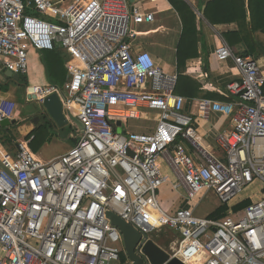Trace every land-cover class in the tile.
<instances>
[{
	"label": "built area",
	"instance_id": "2783aa9c",
	"mask_svg": "<svg viewBox=\"0 0 264 264\" xmlns=\"http://www.w3.org/2000/svg\"><path fill=\"white\" fill-rule=\"evenodd\" d=\"M146 3L0 0V69L23 78L29 49L65 53L64 86H26L23 100L41 105L56 94L82 127L74 146L52 160L32 153L27 140L0 157V264H130L107 213L142 235L134 253L143 264H151L146 242L162 227L179 249L198 247L187 262L165 250L184 264H264V76L252 58L224 42L216 48V60L231 59L239 73L220 90L225 102L198 104L201 119L215 113L229 121L214 135L218 155L185 112L178 76L138 46V28L155 21ZM16 113L14 102L0 100V124ZM160 162L185 207L158 203L166 183ZM256 185L259 196L242 198ZM208 194L218 206L197 216ZM220 208L222 216L211 218Z\"/></svg>",
	"mask_w": 264,
	"mask_h": 264
},
{
	"label": "crops",
	"instance_id": "0c3cea01",
	"mask_svg": "<svg viewBox=\"0 0 264 264\" xmlns=\"http://www.w3.org/2000/svg\"><path fill=\"white\" fill-rule=\"evenodd\" d=\"M203 1L204 0H189V2H187L186 0H183V2L191 8L195 17L198 18V16H200V19L198 18L199 20H197V18L195 19V45L190 51L187 52V54L184 53L183 66L178 65L177 59L178 46L183 26L179 14L174 10L168 0H148V3L144 4L145 9L154 13L155 21L149 26H142L143 29L140 31V33H143V35L138 40V46L140 49L150 52L156 64L166 72H169L170 74H176L180 77H185L187 81L190 82L193 90L188 91L187 95L182 94V97L186 100L185 112L194 117V127L198 133L204 138L207 145L211 149L215 150L218 155H220V150L214 142V135L228 130L229 121L215 113L210 114L207 120L201 119L199 117L198 104L201 100L225 102L226 99L223 97V95H221L220 90H223L228 83L237 81L239 79V73L231 59H228L225 62H218L215 58L216 48L222 42L226 43L222 36L223 33L237 31L238 27L236 24L218 26L209 24L203 16ZM197 5H202V10L200 13L196 8ZM172 24L174 26V30L171 28ZM177 25L180 28V33L177 30ZM175 33H177L179 38L177 39L175 47H173L172 50L174 55V64L172 65L167 62V58H165L162 55V52H160L164 44H161L159 36L168 34L170 37H172ZM253 40L256 50V55L253 57V60L256 61L260 68L261 74L264 76V34L261 32L254 33ZM152 42L158 45V53L150 50V46L154 45ZM231 49L237 55H241L244 50L242 45H238ZM164 55L167 56V54ZM47 57H49V59H47ZM28 59V71L23 78H19L18 82L14 79L5 77V73L7 71L0 69V85L2 88L6 86L5 91L0 89V100L14 102L17 106L16 121L11 123L8 122V124L3 126L0 124V130H2V128L8 129V133H10L9 136L12 140V144L9 146H12L15 149L16 141H33V131L39 124H42L44 120L43 117L40 119L37 125H34L33 119L34 117L38 116V113L27 117L22 116V113L19 111V104L20 102L24 101L22 95L24 88L26 86H55L61 88L66 83L67 78V74L64 73V64L68 58L62 51L42 52L29 49ZM48 61V66H50L51 73L49 71V67L47 66ZM62 77H65V81L60 84L62 82V80L60 81ZM21 83L22 88L20 89L19 86ZM178 91L180 92L179 89ZM179 95L181 96V94ZM66 117L68 119L69 127L75 126V124L69 121V116L66 115ZM52 127L49 130L50 132L53 130L52 132L54 135L49 142H45L40 148H38L36 153L32 152V150L29 148L30 151L36 154L39 158V151L42 147L49 146L54 140L61 138V132H59V129L61 128H57L55 125H52ZM2 135L3 134H0V137H2ZM73 139L72 133L67 135L66 140L71 143V147L66 149L61 155L68 152L74 146L75 139ZM4 152V149L0 146V157L5 155ZM52 159H44V161H49ZM175 193L179 198H181V204L177 207V209L180 207H185L186 204L184 202L182 192ZM165 209H168L169 211L172 210L171 206H167ZM172 248L178 249V245L171 246L170 251H172ZM177 249L173 251V253H175Z\"/></svg>",
	"mask_w": 264,
	"mask_h": 264
},
{
	"label": "trees",
	"instance_id": "16d2710c",
	"mask_svg": "<svg viewBox=\"0 0 264 264\" xmlns=\"http://www.w3.org/2000/svg\"><path fill=\"white\" fill-rule=\"evenodd\" d=\"M168 1L172 5L174 10L179 14L183 26L177 54L178 65L183 66L184 53L187 54V52L190 51L195 45L196 17L194 16L191 8L186 3H184L183 0ZM202 4L204 6L203 16L209 24L213 26L230 24L237 25L238 30L234 32L223 33V39L230 48L242 45L244 50L240 56L250 57L253 59V57H255L256 55L253 34L256 32H261L264 34V0H207L203 1ZM49 57H47V59H49ZM48 65L49 61L47 62V66ZM48 67L50 71V66ZM64 73H66L65 69ZM61 80L62 82L60 84L65 81V77H62L60 81ZM0 89L5 91L6 86L2 88V86L0 85ZM178 89L180 90V92L178 91ZM191 90H193V87L191 86L190 82H188L185 77L178 76L176 93L181 94L182 96V94L187 95V92ZM69 121L72 122L70 118ZM52 125H54L52 121L44 118L42 124H39L35 128V130L33 131L34 139L29 143V148L32 150V152L36 153L38 148H40L45 142L50 141V139L54 135L52 132L53 130L51 132L49 130L51 129ZM75 126L70 128L77 134L78 129ZM0 132H2L0 134H3L2 137H0L1 145H11L12 140L9 136L10 133H8V129L2 128ZM73 134L74 133H72V135ZM248 204L249 202L243 203L238 209H241ZM224 211V208L218 209L211 215V218L221 217V213H223ZM176 249L172 248L171 250L173 252Z\"/></svg>",
	"mask_w": 264,
	"mask_h": 264
},
{
	"label": "rangeland",
	"instance_id": "374dc122",
	"mask_svg": "<svg viewBox=\"0 0 264 264\" xmlns=\"http://www.w3.org/2000/svg\"><path fill=\"white\" fill-rule=\"evenodd\" d=\"M84 2L86 0H83ZM187 2H189V0H186ZM198 12L200 13V11L202 10V5H197L196 6ZM197 16V15H196ZM197 18V17H196ZM198 18L200 19V16H198ZM197 18V20H199ZM171 28H173L174 30V26L172 24ZM177 30L180 33V28L177 25ZM143 29V27L138 28V31L140 32ZM168 38H165V37ZM180 36V34H179ZM160 40H161V44L163 43V47L161 48L162 55L167 58V62L170 64H174V55L172 53L173 47H175L176 41L179 38L177 36V33H175L172 37H170L168 34L167 35H162L159 36ZM151 42V41H150ZM154 44V42H152ZM166 43V45H165ZM150 50H153V52L158 53L159 49H158V45L154 44L153 46H150ZM164 54H167V56H165ZM28 63H29V59H28ZM28 71V69H27ZM18 87V85H17ZM19 88H22V83L19 86ZM24 102V101H23ZM20 102L19 104V111L22 113L23 117H27L30 116L32 114H35L38 112L39 110V105L35 102L33 103H23ZM148 123L139 121V122H135V121H130L129 122V126L131 127H142L147 125ZM59 132H61V138L56 139L53 141V143H51V145L46 146V147H42L39 151V156L41 159H52L56 156L61 155L62 153H64V151L66 149H68L69 147H71V143L66 140V137L68 134L74 133L76 134L75 131H73L70 127L69 124L66 125L65 127L59 129ZM12 134V133H11ZM13 137V136H12ZM14 139V138H13ZM4 151L9 155V156H14L16 153V149L13 148L12 146H2L0 145ZM160 167L161 170L163 172V175L166 179V183L160 187V189L157 192V200L158 203L160 204V206L162 208H166L167 206H171L172 210L174 211L177 209V207L181 204V198L178 197V195L172 190L171 187V182L172 181V174L168 168V166L166 165V163L164 162H160ZM259 188V185H256L254 188L251 189V191H245L242 195V198H247V197H251L253 199V194H255L256 196H259V194L256 192ZM174 205V207H173ZM218 206V201L217 199L212 195V194H208L206 195V197L201 201V204L199 206V208L196 211V215L203 217L206 216L210 213H212L216 207ZM172 231H170L167 228L162 227V231L156 235H152L153 241L154 243L161 247L163 250H166L169 252L171 246H175L177 245L176 242H173L174 240H176V235H173ZM155 238V239H154ZM173 242V243H172Z\"/></svg>",
	"mask_w": 264,
	"mask_h": 264
},
{
	"label": "water",
	"instance_id": "95a60500",
	"mask_svg": "<svg viewBox=\"0 0 264 264\" xmlns=\"http://www.w3.org/2000/svg\"><path fill=\"white\" fill-rule=\"evenodd\" d=\"M207 1V0H204ZM5 77L19 81V76L6 72ZM38 116L34 117L33 124L37 125L41 118H46L52 121L57 128H63L68 124V119L63 110L62 104L56 94H51L43 100L39 105ZM70 120L77 126L79 130L82 129L80 123L72 117ZM8 122L4 121L1 125H6ZM120 126V123L117 124ZM107 218L110 224L115 227L122 235L123 248L126 257L130 264H143V261L138 258L134 251L141 240L142 235L133 227L123 222L120 218L112 213H107ZM144 254L150 260L151 264H184L175 257H170L169 254L161 247L157 246L153 241L148 240L143 248Z\"/></svg>",
	"mask_w": 264,
	"mask_h": 264
},
{
	"label": "bare ground",
	"instance_id": "6f19581e",
	"mask_svg": "<svg viewBox=\"0 0 264 264\" xmlns=\"http://www.w3.org/2000/svg\"><path fill=\"white\" fill-rule=\"evenodd\" d=\"M197 251H198V247L195 244H191L182 249L178 248L174 254H176L180 260L187 262L189 261L190 257L197 254ZM199 261L201 262L202 260L199 259ZM190 264H200V263H190Z\"/></svg>",
	"mask_w": 264,
	"mask_h": 264
}]
</instances>
